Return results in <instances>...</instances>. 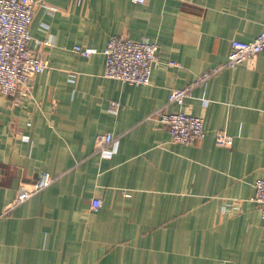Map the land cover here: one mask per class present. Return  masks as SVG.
Listing matches in <instances>:
<instances>
[{"label":"crops","instance_id":"0c3cea01","mask_svg":"<svg viewBox=\"0 0 264 264\" xmlns=\"http://www.w3.org/2000/svg\"><path fill=\"white\" fill-rule=\"evenodd\" d=\"M36 1L30 31L44 43L32 46L49 67L24 100L0 93V264H264L253 200L264 178V50L200 81L183 105L169 102L225 65L232 40L262 32L264 0ZM116 35L158 44L150 84L105 76ZM161 109L204 117L206 136L175 142ZM220 131L233 145L216 142ZM106 133L115 140L98 149ZM40 181L49 184L8 210L22 183Z\"/></svg>","mask_w":264,"mask_h":264},{"label":"built area","instance_id":"2783aa9c","mask_svg":"<svg viewBox=\"0 0 264 264\" xmlns=\"http://www.w3.org/2000/svg\"><path fill=\"white\" fill-rule=\"evenodd\" d=\"M86 0H78L83 4ZM144 3L145 0H133ZM37 7L36 0H0V93L12 96L15 101H22L31 93L32 81L37 75L43 74L49 67L44 52L35 49L32 44L44 43L36 39L30 27L34 20ZM46 44V42H45ZM264 50V27L262 32L252 40L234 39L225 65L215 67L202 75L191 85L174 89L170 94V103L183 105L191 96L192 88L200 81L207 79L224 66H236ZM75 51L90 55L91 51L76 46ZM159 46L148 38H133L127 35L113 36L107 43L105 76L121 80L132 85L150 84L153 71L159 62ZM170 65H178L170 61ZM117 105V103H116ZM158 120L165 126L175 142L186 145L196 144L206 136L205 118L183 110L158 111ZM115 140L112 133L102 134L98 138V149H104ZM234 138L227 132H218L216 142L219 145L231 146ZM49 181L24 182L17 190L16 197L8 205V210L21 205L44 187ZM253 200L259 205L264 218V178L255 182ZM92 207L98 210L101 199H93ZM225 264V263H224Z\"/></svg>","mask_w":264,"mask_h":264}]
</instances>
